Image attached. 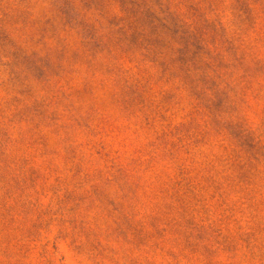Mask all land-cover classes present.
<instances>
[{
	"label": "rangeland",
	"instance_id": "rangeland-1",
	"mask_svg": "<svg viewBox=\"0 0 264 264\" xmlns=\"http://www.w3.org/2000/svg\"><path fill=\"white\" fill-rule=\"evenodd\" d=\"M0 264H264V0H0Z\"/></svg>",
	"mask_w": 264,
	"mask_h": 264
}]
</instances>
